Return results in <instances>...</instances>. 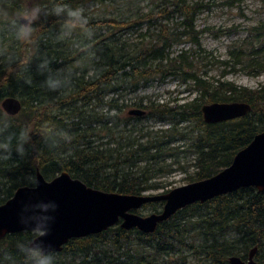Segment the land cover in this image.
<instances>
[{
  "label": "trees",
  "instance_id": "trees-1",
  "mask_svg": "<svg viewBox=\"0 0 264 264\" xmlns=\"http://www.w3.org/2000/svg\"><path fill=\"white\" fill-rule=\"evenodd\" d=\"M54 3L59 1H39L49 12ZM21 7L19 0H0L2 14L16 15L24 10ZM202 7L201 3L189 4L187 0H163L133 20L89 22L90 30L104 28L107 35L98 42H88L93 57L85 69L78 66L85 61H80L82 56L77 49L53 40V33L62 27L61 18L41 15L34 24V43L18 40L12 31L9 51L0 59V105L6 98H16L21 111L10 117L0 107V121L9 123V132L31 129L32 140L25 145L24 157L13 151L11 159L0 160V205L18 188L33 187L37 172L46 181L65 172L87 187L106 193L142 195L163 190L161 184H152L151 180L159 173L173 171L171 166L162 165V157L172 151L170 144L175 136H183L177 125L191 117H196L199 127L191 143L195 156L193 172L183 170L187 184L208 179L228 167L238 151L264 132V86L249 90L220 80L210 84L201 80L196 65L185 55L169 57L174 42L191 37L198 45L199 32L193 22ZM175 16L182 22L171 31L164 24ZM139 29H145V34H139ZM128 30H136L147 44L128 45L122 35ZM252 31V43L242 42L229 48L228 61L220 64L230 69L238 67L250 75L264 72V30L259 26ZM83 33L79 29L74 32L81 41L85 39L80 38ZM44 58L50 61L53 74L70 77L67 87L50 91L44 85L47 73L37 69ZM154 75L160 80L183 77L184 82L192 83L198 97L174 108L150 100L144 104V99L131 104L123 102V92L135 93ZM235 102L249 104L251 111L223 123L203 122V105ZM128 108L148 112L146 117L154 120L169 117L170 127L151 137L150 131L130 124L129 121L142 118L125 117ZM46 122L67 131L71 142H62L56 148L46 145L40 137ZM105 136L111 141L103 142ZM150 205L158 209L163 203ZM34 238L31 232L0 237V262L24 264L17 242ZM253 248L257 249L256 264H264V192L250 187L187 206L160 223L152 234L124 230L117 224L97 235L71 239L53 255L78 257L79 264H178L181 259L183 264H228L233 256L246 260ZM185 253L194 259L186 261Z\"/></svg>",
  "mask_w": 264,
  "mask_h": 264
},
{
  "label": "rangeland",
  "instance_id": "rangeland-1",
  "mask_svg": "<svg viewBox=\"0 0 264 264\" xmlns=\"http://www.w3.org/2000/svg\"><path fill=\"white\" fill-rule=\"evenodd\" d=\"M24 9L30 8L34 5H39L40 0H19ZM65 2L71 7H84L85 15L89 22L116 19L133 20L141 13H146L150 9L161 5L163 0H58ZM189 4L201 3L202 9L196 13L194 18V28L198 33V45L194 44L191 37L174 42L170 51L169 57L175 58L183 54L196 65V71L201 80L208 83H215L217 80L232 83L240 88L255 90L260 85L264 86V72L259 75L248 74L240 70L238 67L230 69L229 66H223L220 62H227V51L229 48L239 46L242 42L252 43L255 35L251 33L252 28L262 26L264 30V0H187ZM43 8V7H42ZM17 15V14H16ZM16 15H7L0 13V59L8 53L11 40L9 34L12 32L11 21ZM182 22L179 16H175L164 24L171 31ZM75 32V31H74ZM74 32L67 37H63L62 27L58 28L53 33L54 41H63L69 46V49H77L81 54L79 62L82 69L90 67V60L93 57L91 53L90 41L98 42L100 39L106 37V30L104 28H95L91 30V39L86 35H80V38L85 37L84 40L77 39ZM152 32V30H151ZM264 32V31H263ZM139 34H145V29H139ZM136 30H128L122 33L123 40L128 45H146V41H142L138 36ZM264 36V33H262ZM78 44H85L89 51H81ZM151 44L153 41L151 40ZM159 76L154 75L147 84L141 85L135 93L123 92V102L131 104L138 102L139 99H144V104L148 100L168 105L169 107L181 106L189 104L198 97L196 90L192 87V83L184 82L183 77H168L164 80L158 79ZM120 100L119 102H121ZM134 108L125 109L124 116L129 118L127 112ZM138 117L142 120L129 121L135 128H143L144 131H150L151 137L161 135V131L169 129L171 122L169 117L164 120H154L150 117ZM124 120L122 124H124ZM199 124L196 117H191L189 121L180 122L177 125L179 132L183 133L182 137L175 136V140L170 144L172 151L166 152L162 157L164 160L162 165L171 166L172 172L164 171L153 177L152 184L159 183L165 189L156 191H147L144 195L162 194L164 190H172L187 184L186 174L183 170L189 173L193 172L191 167L194 159V149L191 146L193 136L196 134ZM123 129V125H121ZM130 129V127H128ZM180 134V133H179ZM111 141L107 136L104 137L103 142ZM96 143L100 141L96 139ZM183 167L184 169L180 168ZM162 208H156L153 205L147 204L141 209L135 211L139 216H148L153 213L161 212ZM184 250V249H183ZM182 250V251H183ZM186 261L193 260L194 257L188 253L184 254ZM264 261V253L262 254ZM181 259V258H179ZM175 260V258H173ZM184 260V259H183ZM80 258L73 257L69 254L60 253L54 256V264H79ZM0 264H5L0 262ZM15 264V263H11ZM174 264H177L175 262ZM178 264H183L182 259L178 260ZM185 264V263H184Z\"/></svg>",
  "mask_w": 264,
  "mask_h": 264
},
{
  "label": "water",
  "instance_id": "water-1",
  "mask_svg": "<svg viewBox=\"0 0 264 264\" xmlns=\"http://www.w3.org/2000/svg\"><path fill=\"white\" fill-rule=\"evenodd\" d=\"M0 107L10 117L21 111L20 101L12 97L3 100ZM200 111L203 122L212 125L244 117L251 111V106L237 102L212 103L203 105ZM127 115L142 117L145 112L132 109ZM35 180H38L39 187L18 188L9 200L0 205V237L30 232L19 222L24 206L49 200L55 201L58 208L53 213L55 220L50 225V233L42 240L46 246H51L49 250L52 253L61 252L71 239L97 235L117 224L124 230L136 229L152 234L160 223L192 204H203L243 188L252 187L264 192V132L255 135L245 148L235 154L231 164L216 175L162 194L106 193L87 187L65 172L50 181L37 172ZM158 202L163 206L157 214L139 216L133 213L147 204ZM256 250L253 248L245 261L240 257H230L228 264H256Z\"/></svg>",
  "mask_w": 264,
  "mask_h": 264
},
{
  "label": "clouds",
  "instance_id": "clouds-1",
  "mask_svg": "<svg viewBox=\"0 0 264 264\" xmlns=\"http://www.w3.org/2000/svg\"><path fill=\"white\" fill-rule=\"evenodd\" d=\"M84 7H71L67 3H54L50 12L40 5H34L19 12L11 21V29L18 40L26 43H34L32 37L35 31L34 24L41 15H53L62 20L63 37L70 36L75 30L84 32L87 38L91 39L92 32L88 28L89 19L85 15ZM81 51L88 52V46L78 44ZM26 62V61H25ZM23 63V62H22ZM50 61L44 58L37 64V69L42 74L47 73L44 85L50 91H58L70 84V77L53 74L49 67ZM31 83V81H26ZM111 115H115L112 112ZM10 125L7 121H0V160H8L13 156V151L17 156L26 155L25 145L32 140L31 129L22 128L18 133L9 132ZM41 140L51 148L58 147L62 142L70 143L72 136L65 130L57 128L54 124L45 123L40 130ZM13 141L15 147L13 149ZM34 187H39L38 180H32ZM58 205L55 201H39L35 204L24 206L20 214L19 222L25 226L36 238L27 241L17 242L16 249L24 258V264H54V255L49 250L50 245H45L42 238L50 233V225L55 220L53 213L56 212Z\"/></svg>",
  "mask_w": 264,
  "mask_h": 264
},
{
  "label": "flooded vegetation",
  "instance_id": "flooded-vegetation-1",
  "mask_svg": "<svg viewBox=\"0 0 264 264\" xmlns=\"http://www.w3.org/2000/svg\"><path fill=\"white\" fill-rule=\"evenodd\" d=\"M245 261V260H244Z\"/></svg>",
  "mask_w": 264,
  "mask_h": 264
}]
</instances>
